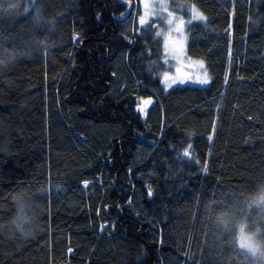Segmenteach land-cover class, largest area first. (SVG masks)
<instances>
[{
	"label": "trees",
	"instance_id": "16d2710c",
	"mask_svg": "<svg viewBox=\"0 0 264 264\" xmlns=\"http://www.w3.org/2000/svg\"><path fill=\"white\" fill-rule=\"evenodd\" d=\"M138 1L44 0L53 48L0 75V219L20 189L62 185L34 239L0 237V264H217L204 199L264 172V0H177L206 16L188 26L186 56L211 79L167 92L160 38L121 25Z\"/></svg>",
	"mask_w": 264,
	"mask_h": 264
},
{
	"label": "clouds",
	"instance_id": "9594fccd",
	"mask_svg": "<svg viewBox=\"0 0 264 264\" xmlns=\"http://www.w3.org/2000/svg\"><path fill=\"white\" fill-rule=\"evenodd\" d=\"M19 21H23L19 34L0 32V75L21 60L42 58L54 46L57 22L44 0H0V24ZM50 190L61 191L62 185L17 191L10 214L0 219V237L34 239L41 228V201ZM202 219L221 249L217 264H264V172L250 184L229 186L205 198Z\"/></svg>",
	"mask_w": 264,
	"mask_h": 264
},
{
	"label": "snow or ice",
	"instance_id": "6c2138e0",
	"mask_svg": "<svg viewBox=\"0 0 264 264\" xmlns=\"http://www.w3.org/2000/svg\"><path fill=\"white\" fill-rule=\"evenodd\" d=\"M141 3L143 4L144 8L146 9L145 13L140 15L139 23L141 25H144L146 23V17L150 13H166V20L165 22L168 24V29L166 33H160L158 32L157 35H163V54L165 63H167V57L169 54L172 55V57L177 61L178 65H183L184 59L186 57V49L189 47L188 41L191 39L190 36L187 34V26L191 25L192 21H206V16L196 7L194 4H188V3H174L170 4L168 3V0H160V3L158 6L152 5L149 6L147 0H141ZM179 9L181 13L184 11H187L190 13L189 19H185L184 15H177L176 10ZM123 15V14H122ZM231 15V13H229ZM99 18V16H98ZM164 19V17H161ZM153 28L156 27L155 24L152 25ZM175 33V35H173ZM230 35V33H229ZM78 34H73V39L75 40L77 38ZM127 38V37H126ZM188 61L191 62V57H187ZM196 64L199 65V67L203 70L202 75H198L195 80H191L188 76L181 73V68L177 67L176 72L177 76H171L168 71H165L163 73L161 83L164 85V91H168V89L171 87L172 84H178V85H184L186 80H188L192 84L200 85V86H206L209 85V81L211 79L210 75L207 72V69L205 68V64L203 60H197L195 61ZM115 75V73H113ZM228 76L225 75V82H227ZM221 96H223V93H221ZM137 100L139 101L136 104V110L140 114L141 117L145 114V109L148 105L152 104V97L149 96L147 98L145 97H137ZM220 105H217V108L219 109ZM213 124V131H215V119L212 121ZM163 131V128L161 129ZM189 137L191 136V133L188 134ZM209 142L213 141V134L209 133L207 137ZM191 144L189 143L187 147L184 148L182 152V156L185 158H188L189 162L192 158V152H191ZM199 163V161H197ZM207 165L208 161L207 159L204 160V168L203 171L207 172ZM84 185L87 186L88 181H83ZM148 195L149 197H152L153 191L150 186H148ZM104 228V225L101 224V229ZM70 251V250H69Z\"/></svg>",
	"mask_w": 264,
	"mask_h": 264
},
{
	"label": "rangeland",
	"instance_id": "374dc122",
	"mask_svg": "<svg viewBox=\"0 0 264 264\" xmlns=\"http://www.w3.org/2000/svg\"><path fill=\"white\" fill-rule=\"evenodd\" d=\"M147 2H148L150 7L152 5L158 6L160 3V0H147ZM168 3L174 4V3H184V2L177 1V0H168ZM145 11H146V9L144 8L142 3L140 5V1L137 2V5L136 4L133 5V14L131 15V18L129 20L121 22V25H122L125 33L126 34L129 33V35L132 37L133 36V29L137 26H139V28L150 29L153 31L154 35L157 38H160L161 45H163V35L158 36L157 33L158 32H160V33H166L167 32L168 24L165 22L167 14L166 13H150L148 15V17H146V23L144 25H141L139 23V18H140V15L145 13ZM176 14L177 15L183 14L185 19H189V17H190V13H188L187 11H184L183 13H181V11L179 9L176 10ZM161 17H164V19H162ZM191 23L194 24V23H203V22L194 20ZM153 24L156 25L155 28L152 27ZM187 29H188V26H187ZM187 33H188V31H187ZM173 35H175V33H173ZM191 39H192V37H191ZM200 39H203L202 35H200ZM229 53L231 55V51ZM160 59H161V67L163 68V70L160 72V82H161L163 73L165 71H168L171 76H174V77L177 76V72H176L177 67H180L181 73L188 76L191 80H195V78L198 75H202V73H203V70L199 67L198 64L195 63V61H197L198 59L197 60L191 59V62H189L187 59V56L184 59L183 65H178L177 61L172 57L171 54H169V56L167 57V63H165L164 54H163V47H162V54L160 56ZM230 65H231V61L229 60V66ZM205 68L207 69L206 65H205ZM207 72H208V69H207ZM161 86L164 89V85L162 83H161ZM174 86L207 87L208 85L200 86V85L192 84L188 80H186L184 85L172 84L170 88H172ZM152 104H153V100H152ZM152 104H150L146 107L145 114L143 117H141L142 119L145 118L147 110Z\"/></svg>",
	"mask_w": 264,
	"mask_h": 264
}]
</instances>
